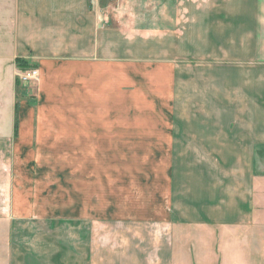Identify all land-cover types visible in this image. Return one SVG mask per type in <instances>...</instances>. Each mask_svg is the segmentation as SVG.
Here are the masks:
<instances>
[{
    "label": "crops",
    "instance_id": "obj_1",
    "mask_svg": "<svg viewBox=\"0 0 264 264\" xmlns=\"http://www.w3.org/2000/svg\"><path fill=\"white\" fill-rule=\"evenodd\" d=\"M17 58L35 64V79H20ZM147 82L156 117L132 122V95H144ZM37 110L75 119L85 111L92 144H130L134 135L158 143L152 155L164 164L152 204L114 199L99 215L100 202H78L74 221L20 212L15 165L26 144L47 135ZM94 110L123 117L96 126ZM142 122L154 133H133ZM59 136L84 141L79 126ZM118 153L106 158L130 161ZM262 192L264 0H0V264L34 262L43 240L34 242L57 222L74 224L77 264H176L175 245L178 264L202 256V264H221L214 238L252 244Z\"/></svg>",
    "mask_w": 264,
    "mask_h": 264
},
{
    "label": "rangeland",
    "instance_id": "obj_2",
    "mask_svg": "<svg viewBox=\"0 0 264 264\" xmlns=\"http://www.w3.org/2000/svg\"><path fill=\"white\" fill-rule=\"evenodd\" d=\"M137 74L135 75L137 76ZM134 80L138 88L144 86L140 79ZM151 85L153 84H147L144 95H132V108L129 112L132 122L139 119L140 121H153L155 119V105H158V101L155 100V88ZM141 96H144V98H141ZM146 102L147 109L144 111L143 105ZM103 112L98 110L89 112V114L100 118L97 120L96 126L97 124L105 127L106 125H113L117 118L122 119L123 117L115 116L114 119L110 114L108 116L103 115ZM83 113L84 116L81 117V113H79L77 117L79 119H75L76 116L72 111H35L36 118H41L46 122L47 125L43 130L47 135L40 142L26 144L25 150L22 153L20 151L22 156L19 157L15 165L20 184V212L33 210L30 214H34L39 219L74 221L78 202L79 204L80 202H95L96 204L100 202L97 210L102 212H94L99 215L106 214L107 204L114 199L124 198L123 202H134V199L138 197L137 200L143 199L146 201L147 199L149 201L147 203L152 204L153 198H155L154 185L161 178V174L156 172V168L164 164L163 160L154 158L152 155L156 152L155 147L158 143L145 138L139 139L140 137L137 135L131 138L133 141L130 144L107 143L102 138L94 144L86 142L85 140L88 137L84 136H87L86 133L90 124L87 123L86 126V123H81V120L85 119L86 112ZM108 113L110 112L108 111ZM70 114L72 116L66 118ZM157 114H161V112ZM124 118H126V112ZM148 123L142 122L138 125L139 127H132V132L139 131L142 134H153L154 128L147 126ZM68 125L72 128H75V126L80 127L81 139H84L82 143L76 145L74 141L68 143L58 141V138L61 137L59 136L60 131H68ZM102 129L105 130V128ZM123 150L126 152V156L131 155L130 161L106 158L107 151L114 152L116 155ZM124 166H130L129 170L132 172H123L124 174H122L121 171L127 170L123 169ZM137 170H139V173L136 172ZM148 190L150 191L148 192ZM261 194V197H264V192ZM32 203L34 204L33 207L30 206ZM258 211L259 231L256 240L253 239L252 244L250 239L241 238L237 240L233 235L228 236L227 240H220L218 235L214 238V246L221 249L218 256L214 257H216V260L218 258L221 264H264V202H258ZM47 233H49L48 236L41 234L39 238L36 234L35 246L40 245L42 240L43 244L36 250L39 256H29L34 260L30 264H43L39 263V259H44L45 264H77V259L80 260L81 255L76 256V261L73 260V256H70V254L74 255L76 249L74 247V236H77V233L74 224L64 226V223L58 224L57 222L53 229ZM20 244L23 248L27 247L22 242ZM42 246H44L46 254L47 252L49 254H42L43 249H40ZM79 246L82 245L79 244ZM185 248L186 245L183 246V249ZM174 252V258L176 264H178L182 255L179 257L180 252L177 245H175ZM183 253V256H185V251ZM56 254H58V260H56ZM202 259L203 256L200 261L191 264H202ZM82 264H86L85 260H82Z\"/></svg>",
    "mask_w": 264,
    "mask_h": 264
},
{
    "label": "trees",
    "instance_id": "obj_3",
    "mask_svg": "<svg viewBox=\"0 0 264 264\" xmlns=\"http://www.w3.org/2000/svg\"><path fill=\"white\" fill-rule=\"evenodd\" d=\"M15 64H16V67L18 68V70H20L21 72H25V71H28V70L36 69L35 64H31V63L27 62L26 60L20 59V58H17L15 60ZM16 84L17 85L20 84V79L19 78H16Z\"/></svg>",
    "mask_w": 264,
    "mask_h": 264
},
{
    "label": "built area",
    "instance_id": "obj_4",
    "mask_svg": "<svg viewBox=\"0 0 264 264\" xmlns=\"http://www.w3.org/2000/svg\"><path fill=\"white\" fill-rule=\"evenodd\" d=\"M90 1L98 2L100 0H90ZM37 75H38V71L36 69H32V70L22 72V74L20 75V79L23 82H28L30 80L35 79L37 77Z\"/></svg>",
    "mask_w": 264,
    "mask_h": 264
}]
</instances>
